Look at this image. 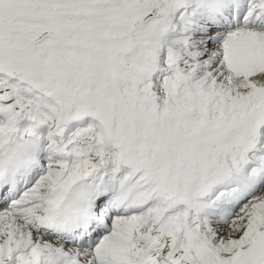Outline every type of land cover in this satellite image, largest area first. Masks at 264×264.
<instances>
[{
	"label": "snow or ice",
	"instance_id": "snow-or-ice-1",
	"mask_svg": "<svg viewBox=\"0 0 264 264\" xmlns=\"http://www.w3.org/2000/svg\"><path fill=\"white\" fill-rule=\"evenodd\" d=\"M0 264H264V0H0Z\"/></svg>",
	"mask_w": 264,
	"mask_h": 264
}]
</instances>
